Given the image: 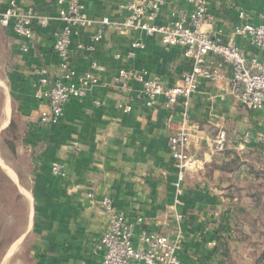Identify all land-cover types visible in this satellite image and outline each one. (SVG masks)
Masks as SVG:
<instances>
[{
    "label": "crops",
    "instance_id": "1",
    "mask_svg": "<svg viewBox=\"0 0 264 264\" xmlns=\"http://www.w3.org/2000/svg\"><path fill=\"white\" fill-rule=\"evenodd\" d=\"M82 1L88 16L120 22L126 16L121 6L129 0ZM207 1L208 33L224 41L233 39L248 59H261V49L249 38L235 35L234 27L263 21L264 0ZM7 4L8 0L0 1V11ZM17 5L33 9L34 37L20 36L0 22L10 106L4 130L13 136L15 173L31 208L20 237L22 243L28 239L26 248L16 255L13 250L1 264H102L105 251L99 240L111 221L99 204L105 197L135 224L136 234L147 228L176 240L181 264L251 263L253 245L241 242L237 234L252 231L243 220L250 200L248 186H264V179L250 172L251 166L264 171V110L235 100L227 84L203 81L188 108L187 153L193 163L184 168L169 149L182 106L166 107L164 96L149 106L145 97H135L140 89L136 80L126 87L113 85L120 68L147 72L165 87L180 84L190 68L184 47L166 46L159 35L151 37L144 31L126 34L110 28L95 52L70 57L78 75L93 72L99 83L84 98L70 100L57 123L43 125L40 113L46 105L35 96V84L42 69L50 82L59 74L60 59L53 47L54 30L61 24L59 5L55 0H17ZM193 8L185 0H166L156 23H170L178 12L189 14ZM44 19L49 28L42 27ZM96 31L93 25L75 35L73 48L90 42ZM134 41L144 47L126 59ZM118 102H131V111L122 112ZM220 129L228 134L224 151L213 148ZM246 131L253 132L250 144L241 141ZM54 161L64 164L65 176L51 172ZM180 175L182 195L175 184Z\"/></svg>",
    "mask_w": 264,
    "mask_h": 264
},
{
    "label": "built area",
    "instance_id": "2",
    "mask_svg": "<svg viewBox=\"0 0 264 264\" xmlns=\"http://www.w3.org/2000/svg\"><path fill=\"white\" fill-rule=\"evenodd\" d=\"M185 1L193 5L191 13L180 11L174 21L157 24L166 0L126 1L121 6L126 16L120 22H114L107 16H88L82 0H55L59 5L61 24L54 30L53 47L60 59V69L53 82L48 79L45 69L39 72L35 96L46 105L40 113V122L43 125L57 123L64 115L65 105L70 100L84 98L91 86L99 83V78L93 72L78 75L71 65L70 57L74 53L87 55L95 52L110 28L126 34L144 31L151 37L159 35L166 46L184 47V55L190 60V68L183 73L181 83L176 86L165 87L159 79L150 78L147 72L136 74L126 68H120L113 78V85L121 87H126L131 80H136L140 89L135 97H145L149 106L156 105L159 96L165 97L166 107L182 106L178 129L169 139V149L184 168L193 163L192 157L187 153L191 140L188 108L193 94L203 81L217 86L227 84L229 94L235 100L252 110H264V20L259 23L245 22L234 27L235 35L249 38L263 52L261 59H248L233 39L224 41L214 38L205 29L210 21L207 0ZM243 16L244 13H240V17ZM34 20L33 9H20L17 0H8L5 9L0 11L1 24L28 39L34 37ZM41 25L43 28H49L50 22L44 19ZM93 25L97 26V31L91 36L90 42H80L73 48V37ZM143 47L142 42L134 41L125 58L131 59L137 49ZM26 49L24 47V50ZM116 57L120 58L121 55L117 54ZM97 66L94 62L93 67ZM117 107L127 113L131 111L132 103L118 102ZM252 137L253 132L246 131L241 141L250 144ZM227 141V132L220 129L213 141L214 150L224 151ZM51 172L57 176H65L64 164L54 161L51 164ZM182 180L183 176L180 175L175 183L179 195L183 194ZM99 204L111 216L109 226L99 240L105 251L102 264H181L176 240L147 228H142L136 234L135 224L127 221L124 215L117 211L112 199L105 197ZM138 221L141 222V219Z\"/></svg>",
    "mask_w": 264,
    "mask_h": 264
},
{
    "label": "rangeland",
    "instance_id": "3",
    "mask_svg": "<svg viewBox=\"0 0 264 264\" xmlns=\"http://www.w3.org/2000/svg\"><path fill=\"white\" fill-rule=\"evenodd\" d=\"M8 100L9 96L4 86V54L0 50V169L17 187L14 188L0 173V264L13 250V254L16 255L18 249L20 253L26 248L28 239L22 243L23 239L20 237L27 229L31 208L24 185L19 182L15 173L18 158L13 151V136L4 130L7 122L6 112L9 111L10 114Z\"/></svg>",
    "mask_w": 264,
    "mask_h": 264
},
{
    "label": "trees",
    "instance_id": "4",
    "mask_svg": "<svg viewBox=\"0 0 264 264\" xmlns=\"http://www.w3.org/2000/svg\"><path fill=\"white\" fill-rule=\"evenodd\" d=\"M250 172L264 179V171H258L251 166ZM0 173L14 188H17L3 170L0 169ZM248 190H250V200L247 203L248 208L244 212L243 220L250 225L252 231L247 234L239 230L237 236L243 243H252L253 261L251 263H240L234 260L230 264H264V217H262V214H264V186L251 184L248 186Z\"/></svg>",
    "mask_w": 264,
    "mask_h": 264
},
{
    "label": "bare ground",
    "instance_id": "5",
    "mask_svg": "<svg viewBox=\"0 0 264 264\" xmlns=\"http://www.w3.org/2000/svg\"><path fill=\"white\" fill-rule=\"evenodd\" d=\"M6 114H7V117H8V115H9V111H7ZM5 119H6V117H5Z\"/></svg>",
    "mask_w": 264,
    "mask_h": 264
}]
</instances>
